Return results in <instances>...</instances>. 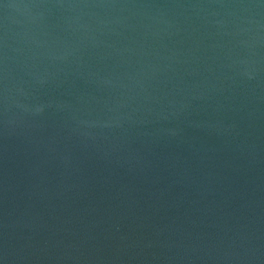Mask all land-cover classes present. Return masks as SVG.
Masks as SVG:
<instances>
[{
	"label": "water",
	"instance_id": "water-1",
	"mask_svg": "<svg viewBox=\"0 0 264 264\" xmlns=\"http://www.w3.org/2000/svg\"><path fill=\"white\" fill-rule=\"evenodd\" d=\"M0 264H264V0H0Z\"/></svg>",
	"mask_w": 264,
	"mask_h": 264
}]
</instances>
